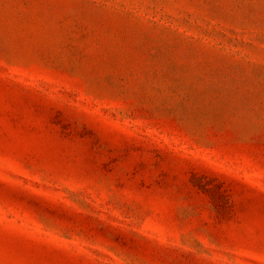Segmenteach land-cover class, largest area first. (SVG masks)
Here are the masks:
<instances>
[{
  "label": "rangeland",
  "instance_id": "rangeland-1",
  "mask_svg": "<svg viewBox=\"0 0 264 264\" xmlns=\"http://www.w3.org/2000/svg\"><path fill=\"white\" fill-rule=\"evenodd\" d=\"M0 264H264V0H0Z\"/></svg>",
  "mask_w": 264,
  "mask_h": 264
}]
</instances>
